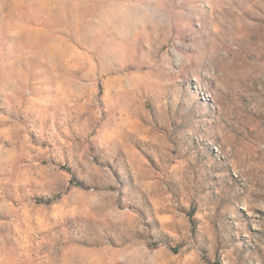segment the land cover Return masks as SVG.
I'll use <instances>...</instances> for the list:
<instances>
[{
    "label": "rangeland",
    "instance_id": "1",
    "mask_svg": "<svg viewBox=\"0 0 264 264\" xmlns=\"http://www.w3.org/2000/svg\"><path fill=\"white\" fill-rule=\"evenodd\" d=\"M0 264H264V0H0Z\"/></svg>",
    "mask_w": 264,
    "mask_h": 264
}]
</instances>
